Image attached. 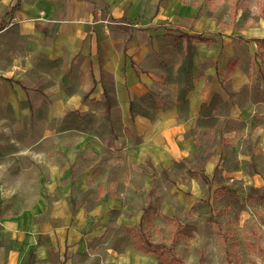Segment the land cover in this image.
Returning <instances> with one entry per match:
<instances>
[{
	"label": "crops",
	"instance_id": "1",
	"mask_svg": "<svg viewBox=\"0 0 264 264\" xmlns=\"http://www.w3.org/2000/svg\"><path fill=\"white\" fill-rule=\"evenodd\" d=\"M141 3L0 0V264H158L135 234L145 237L163 187L172 197L181 190L166 186L168 170L194 162L212 179L220 166L221 151L195 154L208 131L202 106H215L222 144L237 130L230 119L253 115L251 98L240 106L236 93L260 85L242 73L235 80L237 69L231 92L221 82L242 43L210 31L196 41L188 107L178 106L182 50L172 58L148 44L152 28L148 37L131 28ZM104 75L116 101L109 113ZM151 91L159 107L133 115L132 100Z\"/></svg>",
	"mask_w": 264,
	"mask_h": 264
},
{
	"label": "rangeland",
	"instance_id": "2",
	"mask_svg": "<svg viewBox=\"0 0 264 264\" xmlns=\"http://www.w3.org/2000/svg\"><path fill=\"white\" fill-rule=\"evenodd\" d=\"M138 4L132 10L136 25L131 28L145 37L144 30L152 28L148 44L154 50L171 49L172 58H176L175 50H182V57L187 45L182 32L196 31L194 34L204 36L210 31L232 37L242 45L231 57L236 61L222 66V70L229 69L226 77L231 81L237 69L235 80L242 73L260 85L251 87L248 83L233 92L237 94L235 100L242 101L240 106L251 98L254 113L247 121L239 116L230 119L227 128L237 129L231 141L229 137L222 144L216 130L208 131L200 140L201 151L206 153L198 150L195 154L204 159L221 151V179L213 175L212 179L202 178L198 173L205 168L197 163H175L168 170L174 181L165 182L181 192L172 197L163 187L167 199L150 206L142 233L150 237L153 246H163L158 264H165L174 254L188 264H264V0H142V6ZM165 35H169L167 40L161 37ZM171 63L179 64L175 59ZM168 89L162 92L171 95L172 89ZM186 166L187 171L181 174ZM192 169L197 178L192 177ZM177 181L185 184L174 186ZM142 202L146 204L147 200ZM132 233L130 229L125 231L127 240Z\"/></svg>",
	"mask_w": 264,
	"mask_h": 264
},
{
	"label": "trees",
	"instance_id": "3",
	"mask_svg": "<svg viewBox=\"0 0 264 264\" xmlns=\"http://www.w3.org/2000/svg\"><path fill=\"white\" fill-rule=\"evenodd\" d=\"M181 35L182 37L187 39V45L185 49L183 50V56H182V61L181 64L178 68V76H179V89H178V106L181 108H187L188 107V99L186 97L187 92L192 86V67H193V61H194V55H195V50H196V40H205L206 38L204 36H198V34H191L188 32H182ZM181 37V39H183ZM110 76L104 75L102 77L103 85H104V91H105V96L106 99L104 101V106H105V111L109 113V111L112 109V107L116 104V101L113 97V91H114V86L111 82H109ZM228 81L230 82L229 77L224 76L222 78V84L228 91L231 92V89L229 88ZM145 101H148V105H144L143 103ZM159 106H157V101L154 97V93L148 92L147 94L138 97L136 100H132L130 104V112L135 115L137 113L143 114V115H150V109L152 108L153 110L157 109ZM215 106L210 105L208 109H205V106H202L201 112L202 116H207L209 119L205 121L208 131H212L214 133V130L219 126L220 124V118L218 116H213L212 113L214 111ZM204 131V132H208ZM214 136V134H213ZM201 144V143H200ZM200 152L201 151V145H200ZM205 152V151H204ZM199 156V155H198ZM197 156V157H198ZM225 162V159L223 160ZM221 173V168L220 166H216L214 170V175L213 177L215 178H220ZM201 175L204 177V179L208 180L209 177L202 172ZM152 193V192H151ZM153 241L150 239V237H143L141 234H135V243L139 247L145 249L146 251L149 252H154L156 254H162L164 253V248L161 244H155L153 246ZM167 260H165V264H188L185 259L177 254L172 255L171 257H167ZM161 263V262H160Z\"/></svg>",
	"mask_w": 264,
	"mask_h": 264
}]
</instances>
